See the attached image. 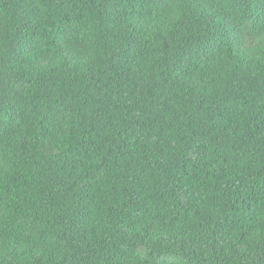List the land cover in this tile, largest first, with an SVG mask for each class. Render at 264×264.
Listing matches in <instances>:
<instances>
[{
  "label": "trees",
  "instance_id": "trees-1",
  "mask_svg": "<svg viewBox=\"0 0 264 264\" xmlns=\"http://www.w3.org/2000/svg\"><path fill=\"white\" fill-rule=\"evenodd\" d=\"M0 264H264V0H0Z\"/></svg>",
  "mask_w": 264,
  "mask_h": 264
}]
</instances>
